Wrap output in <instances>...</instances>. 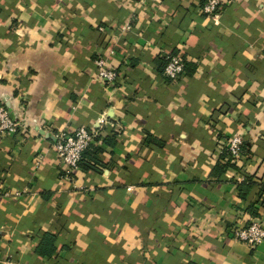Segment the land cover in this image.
<instances>
[{
    "label": "crops",
    "instance_id": "1",
    "mask_svg": "<svg viewBox=\"0 0 264 264\" xmlns=\"http://www.w3.org/2000/svg\"><path fill=\"white\" fill-rule=\"evenodd\" d=\"M205 2L0 0V106L21 125L0 137V264H264L232 234L264 222V0L214 20ZM80 127L95 139L71 185L54 135ZM235 133L240 160L221 159Z\"/></svg>",
    "mask_w": 264,
    "mask_h": 264
},
{
    "label": "built area",
    "instance_id": "2",
    "mask_svg": "<svg viewBox=\"0 0 264 264\" xmlns=\"http://www.w3.org/2000/svg\"><path fill=\"white\" fill-rule=\"evenodd\" d=\"M222 0H206L203 6V13L210 19H217L221 13ZM132 23L129 22L123 28L124 31L131 29ZM114 54V51L111 52ZM164 76L171 80H178L185 71V64L178 56L165 57ZM97 68V79L104 84H114L119 79L117 70L110 67L105 57L99 56L95 60ZM20 122L14 119L10 113L0 106V137L4 135H15L20 131ZM95 139V134L85 127H80L73 134L57 133L54 135V148L61 163L60 178L66 184H73L77 170L84 153L91 147ZM244 139L242 134H233L226 146L232 161H239L242 156ZM19 195V194H17ZM4 196L9 197L10 193ZM235 240L245 243L251 248H256L264 244V222L253 219L245 227L232 231Z\"/></svg>",
    "mask_w": 264,
    "mask_h": 264
},
{
    "label": "trees",
    "instance_id": "3",
    "mask_svg": "<svg viewBox=\"0 0 264 264\" xmlns=\"http://www.w3.org/2000/svg\"><path fill=\"white\" fill-rule=\"evenodd\" d=\"M165 64H166V61H165V58H164V64H163L162 73L164 72ZM89 149L84 153L83 157L89 152ZM225 157H228V159L231 160L230 154L228 153L227 150L223 152V154L221 156V159H224ZM228 167L229 168L231 167V164L229 163V161L226 164H223L222 162H219V164L217 166V169L220 170L221 172H225L228 169ZM251 188H252V184L248 183V181H246V180H245V182H242L241 184H238L239 196L243 200H245L247 198V196L249 195V193L251 191ZM56 253H57V248L55 246V237H54V235L46 234L44 236V238H43V241L41 242V244L38 247V254L40 256H42V257H44V256L53 257Z\"/></svg>",
    "mask_w": 264,
    "mask_h": 264
}]
</instances>
